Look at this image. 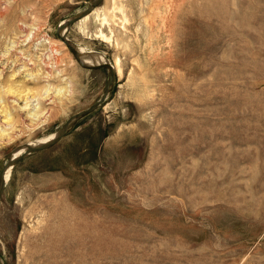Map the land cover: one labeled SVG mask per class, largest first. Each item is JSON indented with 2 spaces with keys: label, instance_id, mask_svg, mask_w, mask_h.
Segmentation results:
<instances>
[{
  "label": "rangeland",
  "instance_id": "374dc122",
  "mask_svg": "<svg viewBox=\"0 0 264 264\" xmlns=\"http://www.w3.org/2000/svg\"><path fill=\"white\" fill-rule=\"evenodd\" d=\"M91 1L0 0V172L103 96L108 70L58 38ZM97 8L60 35L113 90L12 168L0 259L264 264V0Z\"/></svg>",
  "mask_w": 264,
  "mask_h": 264
},
{
  "label": "water",
  "instance_id": "95a60500",
  "mask_svg": "<svg viewBox=\"0 0 264 264\" xmlns=\"http://www.w3.org/2000/svg\"><path fill=\"white\" fill-rule=\"evenodd\" d=\"M103 0H92L91 1V5L88 7L87 10L79 13L77 16L74 17H70L67 20L65 24H61L58 27V38H60L63 42H65V44L68 46V48L70 49V51L73 53L75 60L77 61L78 65H80L81 67H84L88 70H96V69H107L108 70V83L106 88L103 91V96L94 104L92 105L90 108L85 109L83 111H81V113L75 115L74 117H71L69 120H67V122L63 125V127L58 130L56 132V136L55 138H53L50 142L39 145L38 147H34L31 148L29 150H27L26 152H24L22 155H19V157L14 158L11 157L9 162L3 167V169L0 172V197L4 192L5 189V184H6V173H7V169H9L10 167H14L16 166L20 161L24 160L25 157L32 155V154H37L38 152L47 150L52 148L55 144H57L58 142L61 141V139H63L66 135L67 132H69V130L71 128H73L75 125V123L79 120H81V118H85L87 116H90L91 114L95 113L96 110L107 100L109 94L112 92L113 90V85H114V77H115V67L112 66L111 63L109 64H102V65H94V66H90L87 65L85 63L82 62L81 58H80V54L76 51L73 43L71 42V40L67 37V32L68 30L76 23L78 22V20L83 19L84 17L92 14V12L102 4ZM64 21V20H63ZM64 29H67V32L61 36L60 35V31ZM20 151V150H19ZM0 264H4L2 260H0Z\"/></svg>",
  "mask_w": 264,
  "mask_h": 264
},
{
  "label": "bare ground",
  "instance_id": "6f19581e",
  "mask_svg": "<svg viewBox=\"0 0 264 264\" xmlns=\"http://www.w3.org/2000/svg\"><path fill=\"white\" fill-rule=\"evenodd\" d=\"M98 9V8H97ZM97 11V10H96ZM104 17H105V15H104ZM86 18H88V16H86L84 19H86ZM106 19V18H105ZM67 21V20H66ZM66 21L64 22V24L66 23ZM64 33V32H63ZM103 33V32H102ZM101 33V34H102ZM103 35V34H102ZM105 37V36H104ZM103 37V38H104ZM110 38V37H109ZM102 39V38H101ZM107 39V38H106ZM108 41V40H107ZM77 49V48H76ZM78 50V49H77ZM76 50V51H77ZM79 54H80V58H81V60H82V62L83 63H85V64H87V65H90V66H94V65H102V64H109L110 63V61H109V59H106L105 57H103V55L102 54H99V53H97V52H87V51H85L84 49H80L79 48V50L77 51ZM59 58V57H58ZM57 58V59H58ZM61 59V58H60ZM55 62H57V61H55ZM116 65V64H115ZM55 136H56V133H53L51 136H49L48 138H46V139H44V140H41V142H39L38 141V143H42V144H45V142L46 143H48V142H50L53 138H55ZM35 143V142H34ZM37 143V142H36ZM42 144H40V145H42ZM37 144H35L34 146H36ZM39 146V145H38ZM38 146H36V147H38ZM25 147V146H24ZM23 147V148H24ZM22 148V149H23ZM31 148H34V147H28L27 149L29 150V149H31ZM26 148H25V150L23 151V152H19V153H15L14 155V157H19V155H22L24 152H26V150H27ZM12 167H10L9 169H7L6 171H7V173H6V181H8L9 179H10V175H11V173H12ZM1 260V259H0Z\"/></svg>",
  "mask_w": 264,
  "mask_h": 264
}]
</instances>
